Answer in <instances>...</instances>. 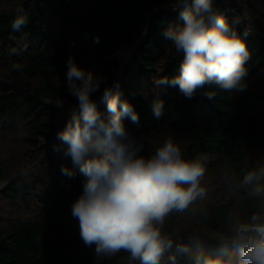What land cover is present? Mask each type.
I'll use <instances>...</instances> for the list:
<instances>
[{
  "label": "trees",
  "instance_id": "trees-1",
  "mask_svg": "<svg viewBox=\"0 0 264 264\" xmlns=\"http://www.w3.org/2000/svg\"><path fill=\"white\" fill-rule=\"evenodd\" d=\"M176 2L0 0V264H140L125 251L97 259L72 218L70 206L82 193L83 177L78 170L73 179L61 174L62 165L73 166L56 138L77 103L65 84L70 55L109 85L119 81L123 98L139 115L138 124L124 123L143 138V155L171 135L185 159L204 157L206 195L166 217L161 234L172 247L159 264H194L197 254L215 256L223 251L221 239L230 235V218L245 220L264 207V197L240 185L246 171L264 167V0H216L239 34L246 25L232 16L242 10L249 15L247 89L230 94L208 86L192 99L178 87L153 83L158 76L176 75L182 60L163 35L183 23L173 10ZM17 7L29 18L21 32L11 29ZM22 41L28 50L9 55ZM120 48L131 51L125 62L118 57ZM13 62L22 63L23 71H14ZM210 89L216 91L213 99L204 95ZM101 92L93 99L106 113ZM156 98L164 101L159 120L151 110Z\"/></svg>",
  "mask_w": 264,
  "mask_h": 264
},
{
  "label": "clouds",
  "instance_id": "clouds-1",
  "mask_svg": "<svg viewBox=\"0 0 264 264\" xmlns=\"http://www.w3.org/2000/svg\"><path fill=\"white\" fill-rule=\"evenodd\" d=\"M183 23L167 28L163 35L171 47L182 55L178 73L153 79L157 87H178L192 99L198 90L216 86L233 94L247 89V61L250 53L244 37L229 24L216 0H177ZM11 22L13 32H21L29 23L22 7ZM99 42V37L94 40ZM28 43L12 47L9 55H21ZM65 84L77 103L69 108L65 126L56 138L65 146L64 154L72 166H61L69 179L82 175V193L71 203V215L78 220L79 237L87 248L94 246L97 259L120 251L140 264H159L172 241L161 234L166 217L183 212L198 198L206 195L201 186L206 167L204 157L185 159L173 136H167L149 155H143L145 143L125 125V119L139 123L134 105L120 89L119 81L111 85L107 78L80 67L74 56L66 62ZM14 71L24 65L13 62ZM103 85V91L101 87ZM101 92L106 103L102 113L93 95ZM208 99L216 96L210 89ZM62 108L63 104L56 105ZM156 119L164 115V101L151 104ZM59 151V147H56ZM264 167L246 171L240 185L251 189V195L264 197ZM230 235L221 239L222 252L197 254L194 264H264V207L247 219L230 218ZM234 249L235 255L228 249Z\"/></svg>",
  "mask_w": 264,
  "mask_h": 264
},
{
  "label": "built area",
  "instance_id": "built-area-1",
  "mask_svg": "<svg viewBox=\"0 0 264 264\" xmlns=\"http://www.w3.org/2000/svg\"><path fill=\"white\" fill-rule=\"evenodd\" d=\"M243 0H227L228 3H241ZM233 12V11H232ZM232 18L235 21H242L245 23L246 25V29L248 32H252V25L250 24V18L249 15L247 14V12L245 10H242L240 12H236L234 13V15L232 16ZM120 50H122L121 48L118 50V52H120ZM117 52V53H118ZM120 58V56H118ZM62 104V103H61ZM59 113L61 114L63 112L62 108H58Z\"/></svg>",
  "mask_w": 264,
  "mask_h": 264
},
{
  "label": "rangeland",
  "instance_id": "rangeland-1",
  "mask_svg": "<svg viewBox=\"0 0 264 264\" xmlns=\"http://www.w3.org/2000/svg\"><path fill=\"white\" fill-rule=\"evenodd\" d=\"M130 53L131 51L127 50L126 48H123L122 50H120V52H118V56H120V59L122 60V62H125L127 58L130 56ZM61 117L62 115H60L59 118Z\"/></svg>",
  "mask_w": 264,
  "mask_h": 264
}]
</instances>
